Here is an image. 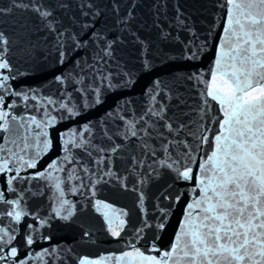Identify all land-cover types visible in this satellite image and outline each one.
I'll return each instance as SVG.
<instances>
[{"label": "water", "instance_id": "95a60500", "mask_svg": "<svg viewBox=\"0 0 264 264\" xmlns=\"http://www.w3.org/2000/svg\"><path fill=\"white\" fill-rule=\"evenodd\" d=\"M59 2L60 0H50L53 7ZM64 2L69 3L68 8H56V19L62 21L60 27L67 30L63 64L58 62L59 53L54 35L47 32L31 12L14 8L10 13L0 15V31L13 44L9 54L10 62L14 66V73L15 70L21 73L16 80L10 81L11 88L14 91L29 92L27 101L22 96L5 98L7 103L15 101L10 116L18 119L10 120L8 132L0 131V147L3 148L0 158H7L9 150L23 155L20 149L25 138L29 144L34 143L33 137L37 130L34 125L27 127V117L34 115L38 120H43L46 119V113L57 117L56 125L48 129L54 147L40 157L36 169H21V178L13 183L17 190L15 193L6 191V177L0 174V190L5 191L6 199L21 198V206L29 214L19 224L6 215H0V227L8 228L16 236L14 246L20 249V258L31 256L27 264H79V260L84 257L102 260V264H116L115 259L102 258L119 256L128 251L132 244L146 254H149L153 244L160 250H167L173 243L184 216L185 205L193 195L195 178L191 182L176 181L174 174H165L164 170H160L159 176H151L140 186L144 193L141 204L139 193L132 190L135 182L133 177L130 176L127 181L128 189L122 188L115 177H105L95 183L97 175H103L108 170L103 164L93 163L99 154L89 149L92 151L89 156L85 151L73 148L71 154L75 159L63 164L65 172L53 173L54 176L65 179V184L62 185L65 198L76 205L74 215L69 220H63L53 213L58 195L54 182L34 178V174L45 170L53 160H63L61 133L69 129L81 130L85 123H91L92 133L85 135L94 144L105 148L113 143L123 145V150L112 156L109 166L121 176L128 175L131 157L140 158L142 150L139 139L126 140L118 134L123 130L120 116L132 114L131 118L135 119L150 106L152 101L146 90L153 86L156 79L162 81L159 87L164 90L165 96L170 97V100L164 99V96L158 97L168 105V119L186 126L176 139L165 133L171 143L173 155L184 151V144L177 143L178 140L187 141L191 145L197 161L210 154L211 141L219 131L223 112L220 105L205 93L211 83V70L226 26V0H91L95 8L84 9L89 11L88 17L80 15L78 5L83 0ZM113 3L119 7V12L114 10ZM9 4L10 0H0V7ZM96 9L101 13L99 17L93 15ZM130 9L133 12L132 18L127 23L118 22ZM93 19L96 21L94 30L103 39L96 41L92 38L87 45L73 47L71 34L78 33L88 39L80 25ZM109 41H115L112 55L101 60L103 53L100 50ZM189 49L196 54L195 60L188 58ZM145 60L151 61L154 70H144ZM61 73L71 75L72 78L63 83L56 82L54 77ZM108 73H111V83L114 85L111 88L107 83H101L103 75ZM189 76L192 78L189 79ZM125 80L133 83L125 85ZM217 84L226 88L220 79ZM97 87L100 88L104 101L101 104L92 103ZM46 98H52L57 103L48 105ZM69 101L70 106L77 107L79 116L68 117L66 112L59 109L60 102ZM85 105L91 106L84 107ZM20 117L24 118L23 121ZM22 123L24 127H21ZM105 130L112 137L111 140L107 139ZM189 133L207 135L209 143L197 150L199 141ZM160 143L158 136L149 141L157 149ZM34 151L33 148L26 150L29 155ZM145 159L151 162L150 158ZM82 166L94 170L97 175L84 173ZM12 167L15 170L19 164L14 163ZM72 168H76L86 185L75 193L69 191V188L72 185L79 187L81 181H66V175ZM8 175H15V171ZM91 183H95V196L89 191ZM180 193L183 196L178 203L174 199L164 198L165 195L174 198ZM198 194L197 192L196 195ZM97 200L111 205V208L101 205L100 211H97ZM161 208L170 209L167 217L161 216ZM9 210L10 206L0 202V213ZM104 213H108L114 226H118L121 219L125 221L122 230L117 228L121 231L120 237L111 235ZM123 213L126 215H122ZM41 219L47 221L43 226L39 224ZM162 220L165 223L163 230L157 227ZM29 224L35 225L38 231L31 233L36 242L25 247L26 231H31L27 229ZM85 232L89 235L85 236ZM45 236L50 239L41 238ZM44 249H49L48 255L42 259L35 255Z\"/></svg>", "mask_w": 264, "mask_h": 264}, {"label": "snow or ice", "instance_id": "6c2138e0", "mask_svg": "<svg viewBox=\"0 0 264 264\" xmlns=\"http://www.w3.org/2000/svg\"><path fill=\"white\" fill-rule=\"evenodd\" d=\"M57 7L66 9L69 3L60 0L53 7L50 0H10L9 6L0 7V15L10 13L14 8L31 12L44 25L46 31L54 35L59 53L58 62L63 64L66 56L63 49L66 46L64 38L67 30L62 29L60 27L62 21L56 19ZM78 7L80 15L88 17L89 11L84 9L92 10L95 5L91 0H83ZM134 7L135 4H133ZM113 8L119 12V7L115 3ZM226 8L223 39L219 44V51L211 70V83L205 93L220 105L223 112V119L219 121V131L211 141L210 154H206L197 161L191 145L187 141L178 140L177 143L184 144V151L182 154L173 155L167 136L176 139L179 132L186 126L168 119V105L158 97L164 96V99L169 100L170 97L164 95V90L159 87L162 81L156 79L153 81V86L146 90V94L152 101L150 106L135 119L131 118L132 114L120 116L123 130L118 134L126 140L139 139L142 150L140 158L131 157L128 175L121 176L109 166L112 156L123 150V145L113 143L105 148L94 144L85 135L92 133L91 123H85L81 130L69 129L61 133L63 160H53L45 170L34 174V178H44L54 182L58 195L53 213L63 220H69L74 215L76 205L65 198V189L62 186L65 184V179L54 176L53 173L65 172L63 164L75 159L71 154L73 148L81 149L89 156L92 155V151L99 154L93 163L103 164L108 169L103 175H97L88 167L81 168L86 174L97 175L95 183H99L105 177H115L122 188L128 189L127 181L130 176L133 177L135 182L132 190L139 193L141 204L144 193L140 190V186L144 185L151 176H159L160 170H164L165 174H174L173 178L176 181L191 182L195 178L196 183L192 187L193 195L190 197V202L185 205L184 216L169 249L160 250L153 244L149 254H146L132 244L129 245V250L122 252L121 255L102 259H115L116 264H264V0H226ZM93 15L99 17L101 13L96 9ZM132 15L133 12L130 9L118 22L127 23ZM75 22L73 19V23ZM95 23L93 19L80 25L81 31H84L88 39H84L78 33L71 34L73 47L80 48L87 45L92 38L96 41L103 39L99 33L95 32ZM114 43L115 41L105 43L100 50L103 53V56H100L101 60L105 56L112 55ZM12 47L9 37L0 31V131L3 132L10 130V120L18 119L16 116H10V110L14 107L15 101L7 103L6 96H22L25 101L29 99V92L14 91L11 88L10 81L16 80L21 75L18 70L14 73V66L10 62L9 54ZM189 52L188 58L195 60L196 54L190 49ZM27 54L30 55V53ZM143 68L145 71L154 70L149 60H145ZM71 78V75L61 73L56 75L54 80L63 83ZM218 79L223 81L226 88L217 84ZM101 83H107L109 88L113 87L111 73L103 75ZM129 83L133 81H124L125 85ZM93 94V104L104 102L99 87ZM32 99H35V96H32ZM46 101L48 105L57 103L52 98H46ZM70 105V101L60 102L59 109L66 112L68 117L79 116L77 107ZM89 106L91 105L84 107ZM119 107L118 105V109ZM45 115L46 119L43 120H38L34 115L27 117V127L31 128L34 125L37 131L34 133L33 144H29L25 138L23 147L20 149L23 155L9 150L7 158H0V174L6 177V191L9 193L17 191L13 183L21 178L19 175L21 169L25 167L36 169L40 157L54 147L48 129L56 125L57 117L47 113ZM19 119L23 121L24 118ZM24 126L22 123L21 127ZM104 134L107 139H112L106 130ZM189 135L199 141L197 150L209 143L207 135L196 133H189ZM156 136L161 141L159 149L149 144V141ZM29 148L35 149L31 155L26 152ZM2 151L3 148L0 147V152ZM145 157L150 158L151 162L149 163ZM14 163L19 164L15 170L12 167ZM145 169L147 171H144ZM13 171L15 175L9 176L8 173ZM82 180L76 168H72L66 175V181L69 183L81 181V183L79 187L72 185L69 191L75 193L86 187ZM95 183H91L89 187L93 196H95ZM197 192L198 195H196ZM22 195L21 193L20 197ZM182 196L183 193H180L174 198L167 195L164 198L174 199V202L178 203ZM0 202L11 207V210L2 212L0 215L10 217L16 224L29 215L21 206V198L6 199L4 190H0ZM101 205L104 208H111V205L97 200L95 202L97 211H100ZM169 211L170 209L161 208V216L167 217ZM104 215L108 220L111 235L120 237L121 231L117 228L122 230L125 221L121 219L119 225L114 226L108 213ZM46 223V220H39L41 226ZM157 227L161 230L165 228L163 220ZM27 229L31 231H26L24 245L30 247L36 242L31 233L37 232L38 228L29 224ZM84 235L88 236L89 233L85 232ZM41 238L50 239L46 236ZM15 240L16 236L12 235L8 228L0 227V264H27V260L31 258V256L20 258V249L14 246ZM152 253H159V255ZM48 254L49 249H44L35 255L42 259ZM79 264H102V260L84 257L79 260Z\"/></svg>", "mask_w": 264, "mask_h": 264}]
</instances>
